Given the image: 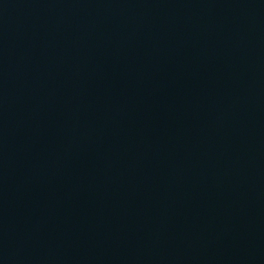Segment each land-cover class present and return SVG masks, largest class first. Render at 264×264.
Listing matches in <instances>:
<instances>
[{
  "label": "water",
  "instance_id": "water-1",
  "mask_svg": "<svg viewBox=\"0 0 264 264\" xmlns=\"http://www.w3.org/2000/svg\"><path fill=\"white\" fill-rule=\"evenodd\" d=\"M0 264H264V0H0Z\"/></svg>",
  "mask_w": 264,
  "mask_h": 264
}]
</instances>
